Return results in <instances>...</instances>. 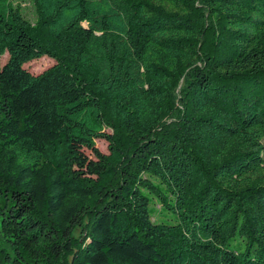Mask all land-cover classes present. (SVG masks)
<instances>
[{
	"label": "trees",
	"instance_id": "16d2710c",
	"mask_svg": "<svg viewBox=\"0 0 264 264\" xmlns=\"http://www.w3.org/2000/svg\"><path fill=\"white\" fill-rule=\"evenodd\" d=\"M30 2L0 0V264H264V0Z\"/></svg>",
	"mask_w": 264,
	"mask_h": 264
},
{
	"label": "rangeland",
	"instance_id": "374dc122",
	"mask_svg": "<svg viewBox=\"0 0 264 264\" xmlns=\"http://www.w3.org/2000/svg\"><path fill=\"white\" fill-rule=\"evenodd\" d=\"M13 2L18 4L22 8L23 12L26 14L27 17H29V18L32 17L33 5H32V2H30V0H13ZM195 4H197V2ZM201 10H203V9H201ZM203 13L206 16L208 15L205 11ZM211 37H212V33L209 32L207 35L206 42L204 44L205 51L208 50L210 47V46H208V44L210 42ZM7 58H8V56L6 53L0 56V68H2V66H4V64L7 61ZM53 63H54V60L52 58H50L48 56H43L41 58L34 59V60H31L29 62L24 63L22 65V68L31 74H38L41 71H43L44 69H46L47 67L51 66ZM184 92H185L184 91V80H183V78H180L179 81H177L175 83V85L173 86L171 94H170L169 109L172 110L171 112H173L174 114L169 115L165 119L166 127L171 129V130H173L177 126L178 122H176V121H178V120L176 117L178 116L179 112H181L183 110V105L180 102V97L184 94ZM109 131L112 132V130H109ZM119 137H120V139H123V135H120ZM95 143H96V147L101 152H103L104 154L108 153V145H107L106 140L96 139ZM86 153L91 156V153L89 150H87ZM154 209L158 210L159 205L155 204Z\"/></svg>",
	"mask_w": 264,
	"mask_h": 264
}]
</instances>
